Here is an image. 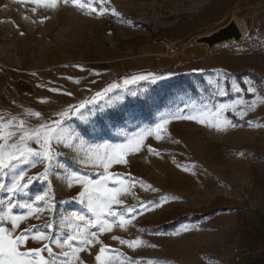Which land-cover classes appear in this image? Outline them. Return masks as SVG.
<instances>
[{
  "label": "rangeland",
  "instance_id": "obj_1",
  "mask_svg": "<svg viewBox=\"0 0 264 264\" xmlns=\"http://www.w3.org/2000/svg\"><path fill=\"white\" fill-rule=\"evenodd\" d=\"M93 6L102 7L98 2ZM103 7L106 14L96 15L62 0L55 9L20 0H0V115L5 119L25 118L32 126L43 122L32 123L36 118L26 115L25 101L16 85L42 66L40 60L62 50L82 52L92 61L106 54L127 56L144 42L180 55L186 49L200 47L217 50L223 55L217 62L222 69L211 78L204 77L201 71L184 70L156 84L142 81L130 85V91L121 93L124 99L118 106L121 113L131 112L136 117L127 125L123 120L119 122V127L129 132L136 131V125L153 122L158 112L175 110L185 103H206L211 107L236 96L235 92L215 95L209 81L215 85L219 80L223 85L227 80L229 87L235 82L244 88L251 81L257 95L264 93V0H106ZM230 21L242 27L246 37L211 49L194 42V38L207 36ZM168 73L171 72L156 74ZM131 91L137 95L132 96ZM253 98L252 94L245 96L249 102ZM225 115L237 126L217 131L193 121H174L169 125L171 139L146 141L159 155L149 153L145 147L130 155L126 164L113 165L110 171L137 181L122 197L126 206L169 199L162 207L137 216L126 231L114 226L112 232L99 235L104 245L140 264L148 260L160 264H253L255 255L264 264V103L258 102L243 119L231 111ZM50 118L53 117L45 119ZM113 140L119 142L115 136ZM59 151L65 153L60 158L64 168L51 178L54 212L22 223L21 229L52 219L55 236L63 238L69 232L62 223L64 216L73 211L90 215L74 199L80 186L67 187L64 170L72 168L82 176L99 178L103 169L83 167L65 149L60 147ZM250 152L258 159L249 162ZM41 171L43 165L38 164L29 169V174ZM46 188L45 182L36 181L17 199L23 203ZM0 200H7L5 193L0 192ZM192 216L200 217L191 219ZM140 223L145 225L140 227ZM151 225L157 228L147 229ZM112 236L126 240L139 237L145 246L133 250ZM41 243L30 240L28 247H40ZM100 246L96 244L80 253L84 264H96ZM53 247L57 253L61 251Z\"/></svg>",
  "mask_w": 264,
  "mask_h": 264
},
{
  "label": "snow or ice",
  "instance_id": "obj_2",
  "mask_svg": "<svg viewBox=\"0 0 264 264\" xmlns=\"http://www.w3.org/2000/svg\"><path fill=\"white\" fill-rule=\"evenodd\" d=\"M20 2L55 9L61 0H20ZM62 2L71 3L81 10L88 11L89 14L104 15L107 11L103 7L106 0H62ZM97 2L102 5L99 9L93 6ZM32 11L35 12L36 9L33 8ZM112 14L116 15L114 9ZM40 22L42 23L43 19ZM172 75V73L157 75L148 72L124 77L120 81L108 83L90 97L69 104L50 119H45L39 111L29 110L26 113L28 117L43 121L35 126L29 124L25 118L13 116L5 119L0 115V192L7 196L6 201L0 200L2 206L0 207V264H84L80 253L89 251L90 247L96 244L101 245L95 255L96 264H140L139 260H131L123 252L104 245L99 235L112 232L114 226L126 231L137 216L143 215L145 211L162 207L169 198L163 197L158 202L141 201L136 206H126L122 197L131 192V187H134L137 181L135 178L110 171L113 165L126 164L130 155L141 152L145 147L149 153L159 155L156 149L146 144V141L149 138L157 142L166 138L171 139L169 125L174 121L188 120L214 127L217 131H226L229 127L237 125L225 113L231 111L235 116L243 119L249 111L255 110L258 102L264 103V93L257 95V87L251 81L246 82V88L235 82L229 87L227 80L223 85L219 80L215 85L209 81L210 87L215 88V95L229 96L231 92H235L236 96L211 107L206 103L202 105L185 103L184 107L158 112L153 122L145 126L136 125L134 132L119 127L121 120L127 125L131 120L136 119L131 112L119 111L118 106L124 99L121 93L130 91V85L142 81L156 84L169 79ZM75 82L79 83V81ZM50 91L59 90L50 89ZM64 94L72 95L70 92ZM130 94L137 95L134 91ZM247 94H252L254 97L250 102L245 99ZM113 136L119 142H115ZM60 147L72 155L75 163L83 167L103 169V172L98 173L99 178L82 176L79 171L72 168L64 170L63 179L67 182V187L80 186L81 190L74 199L84 205L90 215L73 211L64 216L62 223L69 232L63 238L55 236L52 219L43 224L21 229L22 223L30 219L40 220L43 214L54 212L55 197L51 178L57 175L58 170L64 168L60 158L65 153L59 151ZM38 164L43 165V171L30 175L29 169L36 168ZM36 181L45 182L46 190L21 203L17 197L27 193ZM141 186L144 187L143 184ZM147 187L151 188L150 185ZM151 190L156 191V189ZM16 208H20L21 211L16 212ZM188 230L184 229V231ZM111 238L133 250L145 246V242L139 237L134 240H126L118 236ZM30 240L43 243L40 247H28ZM53 246L61 251L57 253ZM146 246L155 247V245ZM147 264H160V262L148 260Z\"/></svg>",
  "mask_w": 264,
  "mask_h": 264
},
{
  "label": "crops",
  "instance_id": "obj_3",
  "mask_svg": "<svg viewBox=\"0 0 264 264\" xmlns=\"http://www.w3.org/2000/svg\"><path fill=\"white\" fill-rule=\"evenodd\" d=\"M222 57L221 52L208 51L203 47L186 49L181 55L169 53L158 45L145 42L133 48L127 56L106 54L98 61L88 59L82 52L62 50L49 59L40 60L42 66L34 69L25 79L16 82V85L18 90L21 89V97L25 101L27 111H39L46 118L53 117L69 104L90 97L108 83L120 81L133 74L148 72L179 74L184 70H202L201 74L204 77L211 78L221 72V63L217 62ZM212 69L218 71L212 73ZM68 92L72 95L64 94ZM42 100L46 102L42 103ZM38 121L34 119L32 123Z\"/></svg>",
  "mask_w": 264,
  "mask_h": 264
},
{
  "label": "water",
  "instance_id": "obj_4",
  "mask_svg": "<svg viewBox=\"0 0 264 264\" xmlns=\"http://www.w3.org/2000/svg\"><path fill=\"white\" fill-rule=\"evenodd\" d=\"M242 38V33L234 21H230L222 28L212 32L207 36L196 37L194 42L198 45L206 46L211 49L214 46L229 42H237Z\"/></svg>",
  "mask_w": 264,
  "mask_h": 264
},
{
  "label": "trees",
  "instance_id": "obj_5",
  "mask_svg": "<svg viewBox=\"0 0 264 264\" xmlns=\"http://www.w3.org/2000/svg\"><path fill=\"white\" fill-rule=\"evenodd\" d=\"M248 155H249V157H250V158L247 159L249 162H250L251 160H253V159H258V157H256L257 155H256L255 153H252V154H251V152H250V153H248ZM253 157H255V158H253ZM251 165H252V164H251ZM252 168H253V167H252ZM199 217H200V216H192L191 219H198ZM144 225H145V224H144ZM144 225L141 224V223L139 224L140 227H143ZM154 228H157V226H153V225H151V226H148L147 229L152 230V229H154ZM253 260H254V263H253V264H263L261 258H260L258 255H255L254 258H253Z\"/></svg>",
  "mask_w": 264,
  "mask_h": 264
},
{
  "label": "bare ground",
  "instance_id": "obj_6",
  "mask_svg": "<svg viewBox=\"0 0 264 264\" xmlns=\"http://www.w3.org/2000/svg\"><path fill=\"white\" fill-rule=\"evenodd\" d=\"M239 29H240V31L242 33V37L243 38L246 37V34L244 33V29L242 27H240V26H239Z\"/></svg>",
  "mask_w": 264,
  "mask_h": 264
}]
</instances>
